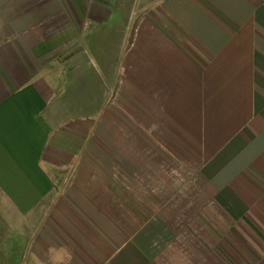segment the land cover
Wrapping results in <instances>:
<instances>
[{
    "label": "crops",
    "instance_id": "crops-1",
    "mask_svg": "<svg viewBox=\"0 0 264 264\" xmlns=\"http://www.w3.org/2000/svg\"><path fill=\"white\" fill-rule=\"evenodd\" d=\"M264 264V0H0V263Z\"/></svg>",
    "mask_w": 264,
    "mask_h": 264
},
{
    "label": "rangeland",
    "instance_id": "rangeland-1",
    "mask_svg": "<svg viewBox=\"0 0 264 264\" xmlns=\"http://www.w3.org/2000/svg\"><path fill=\"white\" fill-rule=\"evenodd\" d=\"M26 262H22V263H12V264H25ZM0 264H6V263H0Z\"/></svg>",
    "mask_w": 264,
    "mask_h": 264
}]
</instances>
